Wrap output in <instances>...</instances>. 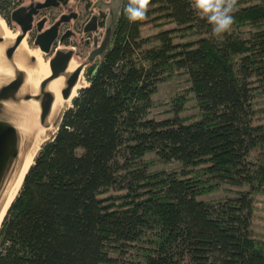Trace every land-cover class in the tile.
Listing matches in <instances>:
<instances>
[{
    "label": "trees",
    "instance_id": "trees-1",
    "mask_svg": "<svg viewBox=\"0 0 264 264\" xmlns=\"http://www.w3.org/2000/svg\"><path fill=\"white\" fill-rule=\"evenodd\" d=\"M232 15L215 37L191 0H151L134 23L122 7L4 220L0 264H264V0ZM226 185L238 190L205 198Z\"/></svg>",
    "mask_w": 264,
    "mask_h": 264
},
{
    "label": "water",
    "instance_id": "water-1",
    "mask_svg": "<svg viewBox=\"0 0 264 264\" xmlns=\"http://www.w3.org/2000/svg\"><path fill=\"white\" fill-rule=\"evenodd\" d=\"M68 1L45 0L14 10L11 19L19 28L14 35L0 17V229L43 144L56 135L72 107L86 68L107 54L124 3L98 0L100 7L108 10L105 32L84 61L75 59L72 48H58L43 68L26 44L27 32L40 9ZM62 22L37 36L35 44L41 53H51Z\"/></svg>",
    "mask_w": 264,
    "mask_h": 264
},
{
    "label": "flooded vegetation",
    "instance_id": "flooded-vegetation-1",
    "mask_svg": "<svg viewBox=\"0 0 264 264\" xmlns=\"http://www.w3.org/2000/svg\"><path fill=\"white\" fill-rule=\"evenodd\" d=\"M43 1L45 0H0V14L3 17L1 18L5 19L13 32H18V25L11 19L12 12ZM107 15L108 10L101 8L98 0H78L76 3L74 0H69L65 5L56 8L40 9L33 20L32 28L27 32V41L29 44L32 43L33 50H39L35 44L37 36L46 33L59 20H62L63 22L58 26L57 37L52 43L51 53H42V55L48 61L56 49L72 48L75 59L82 62L89 56L96 39L100 44L105 32ZM98 60L99 58L95 63Z\"/></svg>",
    "mask_w": 264,
    "mask_h": 264
},
{
    "label": "clouds",
    "instance_id": "clouds-1",
    "mask_svg": "<svg viewBox=\"0 0 264 264\" xmlns=\"http://www.w3.org/2000/svg\"><path fill=\"white\" fill-rule=\"evenodd\" d=\"M151 0H126L123 14L129 22L142 21L146 18ZM237 0H191V5L198 14L205 17L211 26L212 35L221 37L230 31Z\"/></svg>",
    "mask_w": 264,
    "mask_h": 264
},
{
    "label": "rangeland",
    "instance_id": "rangeland-1",
    "mask_svg": "<svg viewBox=\"0 0 264 264\" xmlns=\"http://www.w3.org/2000/svg\"><path fill=\"white\" fill-rule=\"evenodd\" d=\"M2 17V15L0 14ZM3 18V17H2ZM5 20V19H4ZM7 23V22H6ZM8 25V24H7ZM8 27L12 30V28L8 25ZM177 25L174 23H170L164 26V28H176ZM161 28L156 26V23H148L147 25L144 26V34L145 35H153L156 34ZM183 32H176L174 33L176 35V41H186L190 39L196 38L195 36H187L183 37L181 36ZM29 48L33 50V45L32 43L29 44ZM85 50V49H83ZM43 57V55L41 54ZM45 59V58H44ZM77 60V59H76ZM45 61H47L45 59ZM86 74V71H85ZM84 74L83 80L87 82L86 77ZM179 79H170L167 82L163 83L160 85L159 90L157 94L155 95V100L157 103L160 105L154 110V113L157 114L159 117H167L169 114L166 112V110L169 109L168 105L164 104L167 102L174 94L175 90L178 88V82ZM87 84V83H86ZM190 109L189 111L192 112L194 110ZM188 111V112H189ZM52 138V137H51ZM177 164H171L169 168H174L176 167ZM225 188L227 191H219V192H213L208 196H205L206 199H218L226 195H234L235 192L238 190L237 187H233L230 185H226ZM255 227L256 230L262 234H264V195L258 197V201L256 203V210H255Z\"/></svg>",
    "mask_w": 264,
    "mask_h": 264
},
{
    "label": "bare ground",
    "instance_id": "bare-ground-1",
    "mask_svg": "<svg viewBox=\"0 0 264 264\" xmlns=\"http://www.w3.org/2000/svg\"><path fill=\"white\" fill-rule=\"evenodd\" d=\"M0 17H1V16H0ZM9 30H10V29H9ZM10 33H11L12 35H14V34H16L17 32H13L12 30H10ZM26 44H27V46L29 47L28 42H27V37H26ZM29 49H30V48H29ZM30 50L33 51V52H35L36 56L40 59L43 68H46V66H47V61H45L44 57L41 56L42 53H41L39 50H32V49H30ZM86 85H87V84L83 81V82H81V84L79 85L78 88H83V87L86 86ZM75 95H77V93H75Z\"/></svg>",
    "mask_w": 264,
    "mask_h": 264
},
{
    "label": "built area",
    "instance_id": "built-area-1",
    "mask_svg": "<svg viewBox=\"0 0 264 264\" xmlns=\"http://www.w3.org/2000/svg\"><path fill=\"white\" fill-rule=\"evenodd\" d=\"M14 32H16V31H14ZM28 42V41H27ZM29 44V43H28ZM84 81V80H83ZM85 83H87L86 81H84ZM85 87V86H84ZM82 89V88H81Z\"/></svg>",
    "mask_w": 264,
    "mask_h": 264
}]
</instances>
